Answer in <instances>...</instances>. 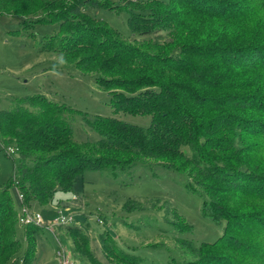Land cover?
Listing matches in <instances>:
<instances>
[{"label": "rangeland", "instance_id": "obj_1", "mask_svg": "<svg viewBox=\"0 0 264 264\" xmlns=\"http://www.w3.org/2000/svg\"><path fill=\"white\" fill-rule=\"evenodd\" d=\"M43 1L48 2L47 11H50L39 12L34 17L24 15L21 18L0 6V110H10L13 101L44 94L88 117H116L148 127L152 122L151 115L114 112L110 93L129 90L113 85L104 88L97 84L95 77L99 74L105 77L120 74L102 71L88 58L84 60L96 51L85 44L69 45L76 37H114L115 41L165 55L183 44L214 46L209 55H227L231 53L227 47L264 45V10H259L253 18L232 19L233 11L229 9L233 3L241 5L240 8L247 6L244 0L232 1L223 10L216 1L214 5L201 9L204 17L194 16L197 12L189 11L196 0H170L171 3L165 0L163 5H156L160 13L153 17L154 20L141 19L135 27L129 23L132 12L141 8L148 10L150 6L142 0H94L99 6L85 7L83 12L95 20L71 16L70 6L76 0ZM91 30L96 33L92 34ZM143 30L156 31V34L142 35ZM157 35H162L163 39H156ZM217 47L228 51L217 52ZM81 59L89 63L82 65ZM186 59L183 63L192 65L188 62L192 61L200 68L197 73L201 82L186 77L187 72H182L181 79L195 88L204 83V89L208 91L204 96L264 94V69L238 68L222 63L219 57L198 62L191 56ZM101 60L97 62L101 64ZM221 74L224 78H215ZM172 79L178 80L175 75ZM222 84L229 88L222 90ZM207 113L203 120L220 112ZM248 114L262 116V112L249 111ZM68 118L74 139L80 145L78 148L91 149L93 155H100L102 151L96 145L101 135L84 123L82 115ZM233 132V129L225 130L220 136L230 140ZM233 136L232 147L239 148L241 144L256 141L252 133L245 131ZM212 138L222 139L219 134ZM221 145L227 147L225 143ZM249 148L255 153L245 158L247 165L264 173V151H256L253 146ZM187 153L191 154L189 148ZM242 153L229 151L225 157L220 153L218 159H224L222 164L233 167L239 162L230 157ZM141 158L129 170L116 176L111 170H87L78 176L72 191L57 192L54 200L46 205L36 199L24 202L20 191L13 186L10 192L19 219L16 236L21 246L6 264H129L130 261L121 260L120 248L143 257L139 264H223L226 255L231 254L234 264L249 263L250 255L245 252L210 244L224 233L228 221H216L213 216L204 214L208 192L204 184L194 183L193 178L200 179L204 175L198 167L190 164L177 171L163 167L159 159ZM14 166L15 161L6 155L0 142V185L12 178ZM208 195L212 201L219 198L224 210L242 212L264 208V202L243 195L234 196L233 192H218V197ZM26 209L34 215H41V222L29 223L36 243L35 256L29 263L24 262L28 249L27 224L21 222ZM61 215L72 216L70 227L58 224Z\"/></svg>", "mask_w": 264, "mask_h": 264}, {"label": "trees", "instance_id": "obj_2", "mask_svg": "<svg viewBox=\"0 0 264 264\" xmlns=\"http://www.w3.org/2000/svg\"><path fill=\"white\" fill-rule=\"evenodd\" d=\"M142 1L150 6L148 10L141 8L132 12L129 23L134 27L141 19L154 20L153 17L160 13L156 5L165 3V0ZM166 1L171 3L170 0ZM216 1L220 2L218 6L223 10L232 1L243 0H196L189 11L197 12L194 16L204 17L201 9L214 5ZM244 1L247 6L243 8L233 3V7L229 9L233 11L232 19L253 18L259 14V10H264V0ZM0 6L21 18L24 15L34 17L39 12L48 10V2L43 0H0ZM92 6L98 7L99 4L94 0H76L70 6L71 16L95 20L83 12L85 7ZM139 16L141 17L137 20ZM82 24L86 26V23ZM116 32L119 34L118 30ZM141 32L142 35H151L156 31ZM91 33L96 32L91 30ZM97 38H100L99 42ZM155 38L163 39L162 35ZM75 43L88 45L96 51L87 55L84 60L88 58L97 69L119 72L118 77H105L101 74L95 77L96 83L104 88L113 85L129 90L110 93L114 112L151 115L152 122L144 127L116 117H88L72 107L50 100L44 94L13 101L10 110H0V142L6 155L15 161L14 175L7 183L0 185V264L10 261L21 246V241L16 236L19 219L10 192L13 186L24 195V202L36 199L40 204L46 205L54 200L57 192L72 191L78 176L87 170H111L112 175L116 176L129 170L141 157H149L159 159L158 162L163 167L177 171L190 164L198 167L204 175L200 179L193 178L194 183L204 184L211 195L218 197V192H233L234 196L243 195L264 202V173L252 170L245 161V158L255 153L250 146L256 151H264V94L227 93L222 96H204L208 92L204 89V83H200L202 87L195 88L181 79L184 76L182 72H187L186 77L201 82L197 73L200 68L192 61H188L192 65L183 63L187 60L186 56H191L196 62L219 57L222 63L238 68L264 69V45L248 44L232 49L222 46L227 47L231 53L209 55L214 46L183 44L165 55L115 41L114 37H76L69 45ZM116 49L121 52L115 53ZM215 50L228 51L220 47ZM103 54L109 56L105 57ZM82 60V65L89 63ZM99 60L101 64L97 62ZM223 74L215 78L222 79ZM174 75L178 80L172 79ZM227 86L222 84V90L229 88ZM133 88L136 90L130 91ZM214 111L220 113L203 120L206 113ZM249 111L262 112V116L248 114ZM77 115H82L84 123L101 135L96 145L102 151L100 155H93L91 149L86 151L78 148L80 145L74 139L68 118ZM229 129L234 130L230 134L232 139L225 140L220 134ZM244 131L250 135L252 133L256 141L248 145L241 144L239 148L232 147L235 140L233 135L243 134ZM217 134L222 139L212 138ZM222 143L227 147H223ZM187 148L191 150L190 155ZM234 150L243 152L230 157H235L239 165L230 167L222 164L225 160L218 159L221 158L218 154L225 157L227 152ZM130 155L134 157L131 158ZM208 193L204 214L213 216L216 221H228L224 233L210 244L249 254L248 264H264V208L257 207L242 212L224 210L219 198L212 201ZM73 228L80 230L78 227ZM32 232V226L27 224L26 263L35 256L36 243L31 236ZM119 250V256L124 262L139 264V261H143V257H136L137 255L122 248ZM231 257L232 254L226 255L223 264H234ZM242 264L245 262L242 261Z\"/></svg>", "mask_w": 264, "mask_h": 264}, {"label": "built area", "instance_id": "obj_3", "mask_svg": "<svg viewBox=\"0 0 264 264\" xmlns=\"http://www.w3.org/2000/svg\"><path fill=\"white\" fill-rule=\"evenodd\" d=\"M11 152H13V150L11 149L10 150ZM21 198H24V195L21 194L20 196ZM72 216H64V215H61L60 218L58 219V224H70L72 222ZM41 222V215L40 214H32L30 213L27 209L25 210V215L23 218H21V222L22 223H26V224H29L31 222ZM59 255L62 254L61 251L58 252Z\"/></svg>", "mask_w": 264, "mask_h": 264}, {"label": "bare ground", "instance_id": "obj_4", "mask_svg": "<svg viewBox=\"0 0 264 264\" xmlns=\"http://www.w3.org/2000/svg\"><path fill=\"white\" fill-rule=\"evenodd\" d=\"M257 221V220H256Z\"/></svg>", "mask_w": 264, "mask_h": 264}]
</instances>
